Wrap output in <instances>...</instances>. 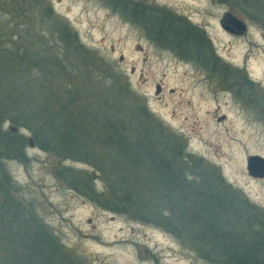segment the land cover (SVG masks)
Masks as SVG:
<instances>
[{
	"label": "rangeland",
	"instance_id": "374dc122",
	"mask_svg": "<svg viewBox=\"0 0 264 264\" xmlns=\"http://www.w3.org/2000/svg\"><path fill=\"white\" fill-rule=\"evenodd\" d=\"M256 155L264 0H0V264L30 246L54 264H229L176 209L210 184L235 204V250L264 246Z\"/></svg>",
	"mask_w": 264,
	"mask_h": 264
},
{
	"label": "trees",
	"instance_id": "16d2710c",
	"mask_svg": "<svg viewBox=\"0 0 264 264\" xmlns=\"http://www.w3.org/2000/svg\"><path fill=\"white\" fill-rule=\"evenodd\" d=\"M149 149L150 151L145 150L141 145H139V147L137 145V147L134 146V148L129 147L128 152L133 154L132 152L134 150H139L149 160L154 170L158 171L159 169L163 177L168 180V184L178 185L177 180L180 178L177 175H174V178H172L169 174L171 172L169 169L161 168L159 165L163 162L161 157L157 156V154L151 150V147H149ZM204 188V190L195 194L198 201L196 202L195 208H188L190 204H187L188 206H181L179 204L176 212L188 215V217L195 220L200 227L204 228L207 234L213 239L211 240L212 245H216L215 248H217V252L215 254L218 259L223 262H228L229 264H235V262L238 264H256V261L260 259L264 261V246H250L249 248H245L244 251L235 250V225L232 223V220L235 221V204L233 201L224 198L219 190L212 187L210 184H207ZM123 194L125 199L129 198L127 193ZM127 200L131 203V200ZM215 219L219 221L220 226L214 224ZM256 239L257 245L264 243V233L261 232V235H257ZM43 249L38 250L36 246H30L29 249L26 248V250H22L24 252L23 257L26 261L24 263L54 264L55 258H53L51 252H46V250Z\"/></svg>",
	"mask_w": 264,
	"mask_h": 264
},
{
	"label": "water",
	"instance_id": "95a60500",
	"mask_svg": "<svg viewBox=\"0 0 264 264\" xmlns=\"http://www.w3.org/2000/svg\"><path fill=\"white\" fill-rule=\"evenodd\" d=\"M223 28L231 33L243 34L247 31V26L242 20L234 17L232 14H226L222 21ZM9 132L17 133L18 129L9 127ZM30 146H34L33 140H30ZM248 172L255 178H264V158L261 156H251L248 159Z\"/></svg>",
	"mask_w": 264,
	"mask_h": 264
},
{
	"label": "flooded vegetation",
	"instance_id": "af4514ba",
	"mask_svg": "<svg viewBox=\"0 0 264 264\" xmlns=\"http://www.w3.org/2000/svg\"><path fill=\"white\" fill-rule=\"evenodd\" d=\"M233 35H235V33H232ZM256 180H264L261 179V178H254ZM179 262H172V261H168V262H164V261H151L149 262L148 264H178ZM235 264H238V263H235Z\"/></svg>",
	"mask_w": 264,
	"mask_h": 264
}]
</instances>
